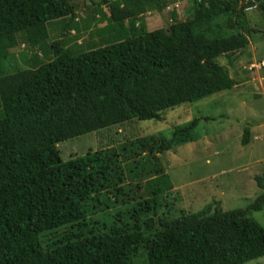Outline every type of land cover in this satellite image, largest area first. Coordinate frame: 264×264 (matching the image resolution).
Returning <instances> with one entry per match:
<instances>
[{
  "label": "trees",
  "instance_id": "obj_1",
  "mask_svg": "<svg viewBox=\"0 0 264 264\" xmlns=\"http://www.w3.org/2000/svg\"><path fill=\"white\" fill-rule=\"evenodd\" d=\"M81 1L0 0V264H246L264 256V226L251 215L264 209V192L245 208L157 214L172 184L167 172L146 181L148 198L131 208V222L87 227L93 195L118 185L123 160L98 148L63 161L57 145L134 119L158 122L167 109L232 88L217 59L249 43L245 7L253 2L190 0L185 19L148 30L142 15L173 0H100L109 15L99 32L108 34L84 50L63 40ZM256 8L264 19V0ZM19 38L29 44L28 65L11 68ZM210 118L176 126L158 145L142 138L139 149L196 141L194 129ZM249 135L245 126L243 145ZM64 226L74 228L44 245L42 234Z\"/></svg>",
  "mask_w": 264,
  "mask_h": 264
},
{
  "label": "rangeland",
  "instance_id": "obj_2",
  "mask_svg": "<svg viewBox=\"0 0 264 264\" xmlns=\"http://www.w3.org/2000/svg\"><path fill=\"white\" fill-rule=\"evenodd\" d=\"M99 1L85 0L83 6H77L75 22L73 20L76 32L64 33L66 45H83L86 50L105 43L108 33L99 30L107 22L103 14L107 16L109 11L106 4L97 6ZM189 4L190 0H173L161 11L150 10L142 18L148 30L166 29L171 22L187 17ZM245 18L249 43L217 59L235 80L232 88L167 109L158 122L134 119L57 144L63 161L98 148H115L123 160V179L118 185L93 195V207L85 219L87 227L96 226L99 231L106 232L119 219L131 222V208L148 198L146 181L159 172L169 173L172 184L168 192L158 196L157 214L166 212L169 206L185 211H198L207 204L226 210L245 208L264 192L257 182V178H261L264 185V19L257 8L246 11ZM28 48L29 44L19 38L18 45L10 51L11 68L28 65L24 61L29 58ZM197 116L212 118L200 120L194 129V135L199 138L196 141L169 151H140V139L154 136L158 145L168 140L170 131L176 126ZM245 126L249 127L250 135L248 143L243 145L241 138ZM135 151L139 155L129 157ZM251 215L264 226V209ZM69 228L74 227L64 226L42 234L44 245ZM246 264H264V256Z\"/></svg>",
  "mask_w": 264,
  "mask_h": 264
},
{
  "label": "built area",
  "instance_id": "obj_3",
  "mask_svg": "<svg viewBox=\"0 0 264 264\" xmlns=\"http://www.w3.org/2000/svg\"><path fill=\"white\" fill-rule=\"evenodd\" d=\"M244 1H247V0H244ZM253 3L251 5H248L245 7V10H250V9H254L256 8V3L258 0H251Z\"/></svg>",
  "mask_w": 264,
  "mask_h": 264
}]
</instances>
